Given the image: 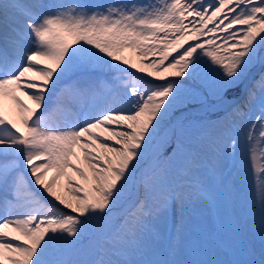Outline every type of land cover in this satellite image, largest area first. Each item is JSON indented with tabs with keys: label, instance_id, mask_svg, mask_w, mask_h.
<instances>
[{
	"label": "snow or ice",
	"instance_id": "obj_1",
	"mask_svg": "<svg viewBox=\"0 0 264 264\" xmlns=\"http://www.w3.org/2000/svg\"><path fill=\"white\" fill-rule=\"evenodd\" d=\"M209 80L227 106L217 162L235 170L246 140L258 195L236 219L231 173L214 170L194 190L227 227L161 237L148 221L167 218L175 167L196 158L185 112ZM253 213L258 248L241 239ZM0 264H264V0H0Z\"/></svg>",
	"mask_w": 264,
	"mask_h": 264
},
{
	"label": "rangeland",
	"instance_id": "obj_2",
	"mask_svg": "<svg viewBox=\"0 0 264 264\" xmlns=\"http://www.w3.org/2000/svg\"><path fill=\"white\" fill-rule=\"evenodd\" d=\"M66 3H81V4H109L113 3L114 0H63ZM131 52H125L126 57H130ZM260 67L256 66L252 69V75L258 76ZM245 83L251 86V77L248 78ZM244 85H241L243 88ZM211 81L200 86L201 91L205 94L206 103L200 104L193 102L202 107L192 111H187L185 117L187 118L186 123H190L192 126L186 127L184 131V138L188 143L193 152L197 153L194 161L185 165L183 158L176 165L173 173V187L176 190L177 198L169 208L167 218L161 216H153L148 221V226L152 229L153 233H159L161 237L167 236L168 233L176 235V229L180 228V238L185 239L186 233L192 232L193 234L198 228L207 227L211 223L219 224L221 221L224 222L227 227V213L222 210L209 209V206L197 197L194 190V185L199 181L203 184L214 185L216 183L213 172L214 170H222L225 174L231 173V180L235 188L234 198L238 200L239 207L235 213V218H240V213L246 209L251 208L254 197L257 193V180L254 175L250 172L247 166V141L242 140L241 147L239 149L240 157L237 162L236 169H232L231 161L217 162L216 153L213 150L210 139L208 140L205 135L210 131H213L212 125L221 122L224 112L227 106L219 105L213 97L210 95L211 92ZM230 97H235V103L243 101V94L240 89L235 92L229 93ZM66 103V102H65ZM30 106V105H29ZM183 119V118H182ZM58 120V119H56ZM172 127V124L165 125L162 129L160 139L167 133ZM172 133V132H171ZM204 140L207 142L204 143ZM175 146V141L167 149L171 151V147ZM187 167V174L184 173L183 169ZM239 172L237 176L236 173ZM125 204L122 208L117 209V215L119 216L122 212L130 206ZM259 206L258 203L256 205ZM183 216V224L181 225V217ZM245 224L251 225L250 228H245V233L241 236L243 240H253L259 247V220L258 213H253L251 220L245 218ZM149 244L153 248L160 246V241L153 239L152 235L147 237Z\"/></svg>",
	"mask_w": 264,
	"mask_h": 264
},
{
	"label": "bare ground",
	"instance_id": "obj_3",
	"mask_svg": "<svg viewBox=\"0 0 264 264\" xmlns=\"http://www.w3.org/2000/svg\"><path fill=\"white\" fill-rule=\"evenodd\" d=\"M130 58H134V54H133V53L130 54ZM45 63H46V62H45ZM21 99L24 100L25 103H29V105H30V102H28V101L26 100L25 97L21 96ZM65 102L67 103V105H69L70 108H72L73 111L76 110V108H75V106L72 104L70 98L65 97ZM84 102L87 103L88 101L85 100ZM7 103H9V105H10V102H7ZM231 103H232V104L235 103V100L232 99ZM219 105H220V104H219ZM30 106H31V105H30ZM57 114H60V116H62V118H66V113H64V112H58ZM177 114H178V113H177ZM56 117H57V116H56ZM62 120H63V119H61V121H62ZM58 121H59V120H58ZM173 123H174V121H173ZM172 127H173V125H172ZM170 131H171V129H170L167 133H165V135H170ZM212 134H213V131H210V130H209V132L207 133V135H205V137H207V139L209 140V139L211 138ZM165 135H164V136H165ZM164 136H163V137H164ZM163 137H162V138H163ZM162 138H161V139H162ZM206 142H207V141L204 140V143H206ZM52 175H53V173L50 172L48 178H51ZM61 183H63V181H61Z\"/></svg>",
	"mask_w": 264,
	"mask_h": 264
}]
</instances>
